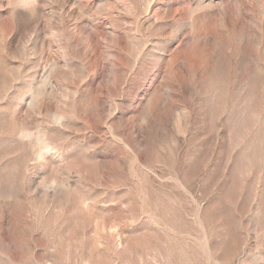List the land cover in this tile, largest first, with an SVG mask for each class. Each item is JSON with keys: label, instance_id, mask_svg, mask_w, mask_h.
<instances>
[{"label": "rangeland", "instance_id": "1", "mask_svg": "<svg viewBox=\"0 0 264 264\" xmlns=\"http://www.w3.org/2000/svg\"><path fill=\"white\" fill-rule=\"evenodd\" d=\"M0 264H264V0H0Z\"/></svg>", "mask_w": 264, "mask_h": 264}]
</instances>
